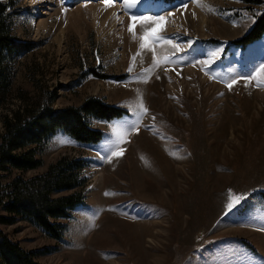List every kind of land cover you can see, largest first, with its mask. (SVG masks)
<instances>
[{"label": "rangeland", "instance_id": "1", "mask_svg": "<svg viewBox=\"0 0 264 264\" xmlns=\"http://www.w3.org/2000/svg\"><path fill=\"white\" fill-rule=\"evenodd\" d=\"M201 2L15 0L13 35L34 46L14 59L11 91L47 88L53 108L96 95L123 109L92 120L95 142L57 129L27 171L66 154L85 162L61 241L26 222L4 227L24 248L58 245L40 262L264 264V32L243 37L264 0ZM145 28L178 46L155 45L168 62L140 49Z\"/></svg>", "mask_w": 264, "mask_h": 264}, {"label": "trees", "instance_id": "2", "mask_svg": "<svg viewBox=\"0 0 264 264\" xmlns=\"http://www.w3.org/2000/svg\"><path fill=\"white\" fill-rule=\"evenodd\" d=\"M15 4V0H0V264H46L38 257L56 251L57 244L24 248L4 227L26 222L46 237L61 241L72 209L84 198L80 188L86 180L80 172L85 162L66 154L40 173L28 175L27 171L43 164L39 155L57 129L76 141L95 142L101 130L92 120H108L123 109L96 95L85 97L78 105L53 108L55 95L47 88L33 99L24 91H11L14 59L34 46L13 35L11 14ZM263 32L264 6L243 37ZM13 97L22 100L20 106L8 107ZM16 230L17 226L11 231Z\"/></svg>", "mask_w": 264, "mask_h": 264}, {"label": "snow or ice", "instance_id": "3", "mask_svg": "<svg viewBox=\"0 0 264 264\" xmlns=\"http://www.w3.org/2000/svg\"><path fill=\"white\" fill-rule=\"evenodd\" d=\"M103 2H104L106 7L113 6V4H114V0H103ZM195 3L198 6H200V7H204V5L202 4L201 0H195ZM123 4H124V7L126 9L127 8H132V7L135 6L134 0H123ZM184 7H187V5H184ZM209 10H211V9L209 8ZM131 19L133 21H136L137 17L135 15H133L131 17ZM163 19H164V17H159L158 20L157 19H149L148 23L154 24V23H157L158 21L163 20ZM129 31L133 33V39H136L137 37H136L135 31H134V28L132 26L129 27ZM161 31H163V30H161ZM139 39L141 41L140 49L142 51L147 50V51H151L153 53V55H154V66H159L160 63L168 62V58L167 57H164L162 60H157L155 58V53H156L155 45H158V44L171 45V47L173 49H176L178 47L177 45L172 44L171 40L165 39L163 36H161L159 33H157L154 29L145 28L144 29V34L142 36H140ZM215 55H216V53H213V56H215ZM133 61H135V56L133 57ZM262 72H264V68H262ZM262 84H264V82H262V81H258L257 82V86L258 87L262 86ZM231 87H232V84L230 83L229 84V88H231ZM141 107H143V105H141ZM143 111L146 114L148 110H147V108H144ZM114 154L119 156L122 153L121 152H116ZM232 206L233 205L230 203L229 207L231 208Z\"/></svg>", "mask_w": 264, "mask_h": 264}, {"label": "bare ground", "instance_id": "4", "mask_svg": "<svg viewBox=\"0 0 264 264\" xmlns=\"http://www.w3.org/2000/svg\"><path fill=\"white\" fill-rule=\"evenodd\" d=\"M187 15V14H186ZM168 18V17H167ZM170 20V19H169ZM173 21V20H172ZM173 26V25H172ZM173 30V29H172ZM190 67V66H189ZM190 69H193L192 67ZM193 76V75H192ZM190 85V84H189ZM174 87H177V84H173ZM172 87V86H171Z\"/></svg>", "mask_w": 264, "mask_h": 264}]
</instances>
